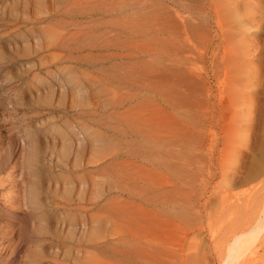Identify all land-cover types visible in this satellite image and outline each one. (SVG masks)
<instances>
[{"label":"rangeland","instance_id":"obj_1","mask_svg":"<svg viewBox=\"0 0 264 264\" xmlns=\"http://www.w3.org/2000/svg\"><path fill=\"white\" fill-rule=\"evenodd\" d=\"M242 2L217 37L210 0H0V264H222L264 225V0ZM255 237L231 264H264Z\"/></svg>","mask_w":264,"mask_h":264},{"label":"bare ground","instance_id":"obj_2","mask_svg":"<svg viewBox=\"0 0 264 264\" xmlns=\"http://www.w3.org/2000/svg\"><path fill=\"white\" fill-rule=\"evenodd\" d=\"M210 1H211V9H212L211 18H212V21H213L214 26H216V28H217L216 29L217 32H216V34L214 36L220 37V36L223 35V31H222V20L225 19V18H228V17H231L232 18V16H231L232 13L233 12H236L237 13L239 7L243 3L242 1H245V0H210ZM234 26H235V24H234ZM232 29H234V28H232ZM238 30H240V29H238ZM228 40H229V42L231 44L230 45V51L232 52V55H233V57H231L230 60H232V58H233L235 61H239L243 56L245 57V56H248L250 54V51H251L250 48H249L250 45H251L250 44V39L249 38L246 39L244 37L243 33L241 34V32L239 33V31L237 33H233V34H231V36L228 37ZM243 43H246V46H243L244 45ZM217 46L219 47V44L217 45V43H216V45L213 46V48H212V52H215V49L217 48ZM244 47L247 49V51H246V53L248 52L247 55H244L245 54L244 53V49H245ZM205 54H206V52H205V46H202L201 60H202L203 64H204V60H205ZM242 54H243V56H242ZM213 75L215 76V73ZM214 76H213V78H214ZM201 78H202V80H205V78H206L204 67H202V70H201ZM14 167H15V162L12 163L11 165H9L7 163V164L4 165L3 168H0V171L5 172L4 177L3 178H0V199L2 201H7L8 202L9 200H14L15 202H18V196H19L18 194H19V190H20V188L18 187L19 185L18 186L13 185L11 187H8L9 181L10 180H13L12 173H13ZM1 200H0V202H1ZM11 203H12V201H11ZM12 205L15 206L16 203H14V204L12 203ZM260 225H259L258 228L256 227L257 229H251L247 233V236H250V237L245 242H243L244 244H242V239H243L244 236L237 235V236H235L233 238V240L230 243V247H229V250H228L229 252L226 255V257L224 259V262L222 264H231V261L232 260H237L238 259V257H239L238 256V252H239V250L244 245L245 246L246 245L248 246L249 244H251L252 242H254L252 240V238L255 239L256 237H258V236L255 237V234H259L261 232V230L263 231L264 225H262V226H260Z\"/></svg>","mask_w":264,"mask_h":264}]
</instances>
